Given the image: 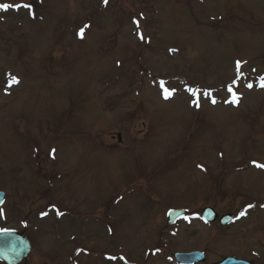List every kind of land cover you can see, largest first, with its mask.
Returning a JSON list of instances; mask_svg holds the SVG:
<instances>
[{"label":"rangeland","instance_id":"rangeland-1","mask_svg":"<svg viewBox=\"0 0 264 264\" xmlns=\"http://www.w3.org/2000/svg\"><path fill=\"white\" fill-rule=\"evenodd\" d=\"M0 3L31 5L0 10V190L19 199L12 217L25 194L62 207L26 219L40 248L22 264H69L78 247L75 264L197 249L264 264V0ZM12 204L0 229L23 220ZM208 206L234 221L166 225Z\"/></svg>","mask_w":264,"mask_h":264},{"label":"water","instance_id":"water-1","mask_svg":"<svg viewBox=\"0 0 264 264\" xmlns=\"http://www.w3.org/2000/svg\"><path fill=\"white\" fill-rule=\"evenodd\" d=\"M5 194L0 193V203L4 198ZM186 212H173L170 214V223L174 222L175 218L178 215L185 214ZM203 217L206 221L214 222L217 218L215 212L211 209H207L203 212ZM233 217L232 215L223 216L220 220L221 225L227 226L231 223ZM31 246L27 239L23 238L21 235L16 233L9 232L7 235L0 234V258L7 262L8 264H19L24 260L30 253ZM195 255L193 254H184L179 256L181 262L191 261L193 263ZM202 261H205L204 255H202ZM190 262V263H191ZM217 264H253L248 261L240 260L235 257L225 259L222 262Z\"/></svg>","mask_w":264,"mask_h":264},{"label":"snow or ice","instance_id":"snow-or-ice-1","mask_svg":"<svg viewBox=\"0 0 264 264\" xmlns=\"http://www.w3.org/2000/svg\"><path fill=\"white\" fill-rule=\"evenodd\" d=\"M104 2L107 3V0H104ZM12 7H15L17 9H19L21 7L25 8V9H30L31 5H29L27 3H25L23 5H21V4L10 5V4H7V3H0V10L7 11L9 8H12ZM137 26H139L138 22H137ZM85 27H87V25ZM83 33H84V28H81L80 29V32L78 33V35H80L81 38H82L83 37ZM141 38H143V37H141ZM239 68H240V62L237 61V69H239ZM259 81H260L259 86L260 87H264V77H260L259 78ZM18 83H19L18 77H16V76H10V84H18ZM233 83H235V81H233ZM247 86L249 88L252 87L251 84H248ZM161 87L163 88V91H164V98L165 99H168L173 94V92L172 91H169L167 88L164 87V82L163 81H161ZM190 91H192V90H190ZM229 91L230 92L232 91L231 87H229ZM193 95H196V92L195 91H193ZM206 95H207V93H206ZM238 99H239V97L235 93H233V103L238 102ZM213 103H215V101H213ZM197 106H198V102H197ZM54 151L55 150L53 149V152ZM252 163L256 167H258V168H264V164H259V163L255 162V161H253ZM198 167H202V165H198ZM248 207L250 208V207H252V205L249 204ZM57 214L58 215H62V213H59V212ZM244 214H245L244 212H241L240 213L241 216H243ZM8 233H9V230H7V229H0V234L7 235ZM109 259H116V258L115 257H109ZM120 259H124V258L123 257H120Z\"/></svg>","mask_w":264,"mask_h":264},{"label":"flooded vegetation","instance_id":"flooded-vegetation-1","mask_svg":"<svg viewBox=\"0 0 264 264\" xmlns=\"http://www.w3.org/2000/svg\"><path fill=\"white\" fill-rule=\"evenodd\" d=\"M29 211H30V209H29ZM28 213H29V212H28ZM34 250H36V249L33 248V250H32V254H31L30 256H32V255L34 254V252H35ZM29 258H30V257H29ZM42 258H43V260H45V257H44V256H43ZM28 260H29V259H28ZM28 260H27V261H28ZM27 261H26V262H27ZM69 264H74V262H71V263H69Z\"/></svg>","mask_w":264,"mask_h":264}]
</instances>
